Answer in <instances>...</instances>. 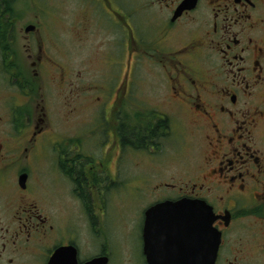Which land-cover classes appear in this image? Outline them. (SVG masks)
Here are the masks:
<instances>
[{"label":"flooded vegetation","instance_id":"obj_1","mask_svg":"<svg viewBox=\"0 0 264 264\" xmlns=\"http://www.w3.org/2000/svg\"><path fill=\"white\" fill-rule=\"evenodd\" d=\"M16 1L0 0L4 28L0 29L7 35V43L0 44V83L6 96L5 113L0 114V264H113L116 257L121 264H150L149 255L158 264L190 256L200 264L205 255L200 227L155 228L150 253L146 251L147 209L182 199L212 208L213 227L220 236L215 264H264V0H72L67 11L76 16L69 24L76 38L103 36L107 42L93 46L102 63L105 53H111L123 64L118 84L108 89L83 81L82 76L93 70L87 60L84 68L70 73V79L65 67L55 64L63 87L72 85L65 94L73 97L66 100L70 111L75 100L104 109L108 142L99 147L101 158H90L92 153L81 146L64 147L66 138L61 134L50 147L45 106L36 120L30 114L38 89L35 79L51 63L45 45L36 48L29 42L31 34L25 36L30 43L26 51H20L12 12ZM48 1L32 3L40 11L57 10L64 22L67 14L62 15L59 7L67 6L62 4L66 0L53 6ZM45 22L47 18L39 16L37 23ZM32 25L34 32L38 25ZM142 66L161 75L159 87L165 91L160 98L168 105L164 106L170 112L175 107L177 113L180 108L194 119L191 148L195 152L190 159H176L183 163L180 172L167 170L170 160H164L168 153L160 142L169 134L173 140L168 113L159 111L146 120L135 116V126L151 125L155 131L150 145L125 142V119L120 120L118 113L127 98L128 76L133 70L140 74ZM14 87L21 93L15 94ZM105 89L112 90L111 96H99ZM126 150L141 151L152 163L146 170L137 162L139 176L143 171L145 186L154 196L143 212L137 256L115 229L97 226L93 210L95 199L105 206L115 184L126 181L122 174ZM41 161L52 164V169ZM48 171H53L58 188L63 183L69 189V198L84 216L82 228L74 223L70 210L63 218L54 210L51 193L43 188ZM164 172L165 178L160 175ZM23 174L28 175L26 188L19 183ZM37 193L47 199L44 207L36 202ZM100 213L104 217V207Z\"/></svg>","mask_w":264,"mask_h":264},{"label":"rangeland","instance_id":"obj_2","mask_svg":"<svg viewBox=\"0 0 264 264\" xmlns=\"http://www.w3.org/2000/svg\"><path fill=\"white\" fill-rule=\"evenodd\" d=\"M32 2L33 0L16 1V9L12 11L16 20L15 39L22 52L26 51L25 45L29 42L34 43L36 48L40 43L45 45L48 50L47 60L51 65H49V68H42L40 73L42 75H38L39 78L35 79L36 88L39 90L37 89L35 93L36 100L29 105L30 114L32 113L36 120L41 107L45 106L47 117L44 126L45 131L49 132L46 142L48 140L50 147H55L56 136L57 134H61L66 138V141H63L64 147L76 149V147L81 146V148L92 153L89 155L90 158H101L100 146L108 142V136L104 133L108 128L104 119V109L99 104H77V100H75L70 111L66 100L73 97L68 98L65 94H68L69 88L72 85L70 84L69 88L63 87L61 72L55 69V64L65 67L66 75L69 74L67 78L70 79L73 77L70 73L76 71L77 67L84 68L85 65L83 63L87 60L93 70L82 76L83 81H94L97 84L106 86V89H108L118 84L119 76L121 79V72L119 75L118 70L120 71L123 67L122 60L117 59L111 53H105L104 64L102 63L101 55L99 57L96 54V47H102V41L106 40V43L107 39H104L101 35L88 36L87 38L83 35L81 38H76V32L70 27L72 25L71 19L76 18V16L73 17V11H67L70 8L72 0L63 1L62 4L65 5L67 3V6L59 7L62 15L67 14L64 17V22L58 19L57 15L59 12L57 10L48 9L40 11ZM48 2L52 6L58 4V0ZM78 14L76 13L77 16ZM39 16L47 18V22H45L47 25L42 26L39 25L40 23H37V21L39 22ZM79 18L82 17L79 16ZM32 23H36L38 29L27 33L25 28L30 24L32 25ZM27 34H31L29 42L25 38ZM95 45L97 46L94 50L93 46ZM111 46L113 47V44ZM103 65L104 67H102ZM100 67L103 68L102 71ZM142 67L144 69L140 71V74L136 70H133L127 78L128 93L125 103L121 106L120 113H118L120 120L124 118L126 124L129 123L135 126L137 123L135 116H140L139 119L146 120L149 115L160 114L159 111L168 113L171 116L169 118L172 119L173 140L169 134V137L165 136L160 142L163 145V152L168 153L164 160H170L168 161L167 170L174 173L180 172L183 168V163L176 161V159L181 157L190 159L195 152V149L191 148V129L194 125V119L192 115L189 116L188 113L184 114L180 108L178 113L174 109L175 107L171 110L173 112H170V107H166L168 105L160 98L161 91H165L164 87L161 89L159 87L160 79L162 81L161 75L149 68ZM155 78L158 81L157 85ZM110 83H113V85ZM15 88L17 89V87H14L15 94L16 92L17 94L21 93L19 90L16 91ZM106 89L100 90L99 96L105 93L111 96L112 90L108 92ZM5 100V85L0 83V114L5 113ZM39 104L40 107L38 108ZM136 104H139V106H136ZM76 108L77 110H75ZM0 126L3 127V124L0 123ZM77 138L79 141L76 140ZM72 139H74V142L71 143ZM139 160L143 164L142 169L150 170L152 163L147 155L138 150H126L122 166V174L126 181L115 184V187L110 190L108 202L105 203V206L98 199H95V202L98 203L93 206L97 226L115 229L120 235V241L122 237L123 243L127 244L135 256H137L139 250L143 212L150 206V202L154 200L149 186H145L146 180L144 179L146 177L144 172L142 171V175L139 176L140 171L137 165ZM41 162L42 164L40 165L44 166L47 164V167L51 169L53 167L52 164H54L53 159L50 160L52 164L44 163V161ZM112 169L114 170V165H112ZM52 174L53 171H48L47 177L43 182V188L46 187L50 191L49 199L54 210L58 212V215L61 214L62 218L68 216L70 210V217H73L72 219L75 218L74 223L77 222L78 227L82 228L85 224L83 214L78 210V205L75 204L73 197L69 198L71 194H69V189H67L66 185L62 183L61 188L55 185V182L52 180ZM166 174L167 172H164L160 175H165L163 176L165 178ZM34 185L36 186V181ZM139 188H142V193L139 191ZM34 198L40 207H44L47 199L43 195L37 193L34 195ZM103 207L105 218L100 213ZM10 213L11 211L8 210L7 214L10 215ZM57 220L60 222L59 219ZM113 264H121L120 259L116 257Z\"/></svg>","mask_w":264,"mask_h":264},{"label":"water","instance_id":"obj_3","mask_svg":"<svg viewBox=\"0 0 264 264\" xmlns=\"http://www.w3.org/2000/svg\"><path fill=\"white\" fill-rule=\"evenodd\" d=\"M35 29L34 25H28L26 27V32H32ZM28 175L23 174L19 179V183L22 188L27 186ZM214 215L212 208L209 207L205 202H192L188 199H182L179 201H164L157 203L147 209L146 212V223H145V237H146V251L150 253V241L151 237L154 236L155 228L167 227V228H198L200 227L202 233L205 236V245L202 248L204 251V261L200 264H215L216 254L219 247L220 236L215 231L213 227ZM177 234V232H174ZM197 232L190 233L188 235H197ZM170 235V234H168ZM171 248V247H170ZM198 250V249H197ZM189 257L187 260L178 261L177 259L173 261L172 264H199L198 258ZM55 260V259H54ZM54 262V261H53ZM96 261H94V264ZM150 264L155 263L154 260L150 258Z\"/></svg>","mask_w":264,"mask_h":264},{"label":"trees","instance_id":"obj_4","mask_svg":"<svg viewBox=\"0 0 264 264\" xmlns=\"http://www.w3.org/2000/svg\"><path fill=\"white\" fill-rule=\"evenodd\" d=\"M5 18L6 11L2 13ZM14 17V15H13ZM1 28V27H0ZM1 29H4L3 27ZM0 29V44L7 43V35L6 32ZM2 39V40H1ZM138 119V118H137ZM151 126V125H150ZM150 126H147L146 128H140L138 126H133L129 123H125L124 127V138L126 144L129 145H150V141L154 140L155 136L153 135L152 128ZM146 143V144H145Z\"/></svg>","mask_w":264,"mask_h":264}]
</instances>
